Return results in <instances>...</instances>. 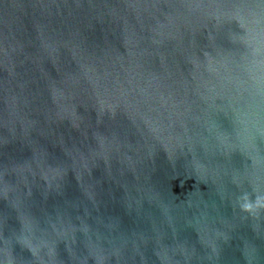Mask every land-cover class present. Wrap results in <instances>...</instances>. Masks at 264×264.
<instances>
[{
  "label": "water",
  "instance_id": "obj_1",
  "mask_svg": "<svg viewBox=\"0 0 264 264\" xmlns=\"http://www.w3.org/2000/svg\"><path fill=\"white\" fill-rule=\"evenodd\" d=\"M0 264H264V0H0Z\"/></svg>",
  "mask_w": 264,
  "mask_h": 264
}]
</instances>
